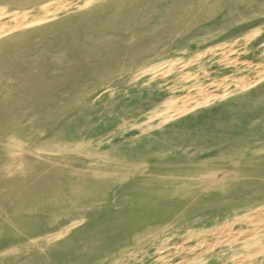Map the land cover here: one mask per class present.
I'll return each instance as SVG.
<instances>
[{"label": "rangeland", "instance_id": "1", "mask_svg": "<svg viewBox=\"0 0 264 264\" xmlns=\"http://www.w3.org/2000/svg\"><path fill=\"white\" fill-rule=\"evenodd\" d=\"M263 82L264 0H0V264L263 260Z\"/></svg>", "mask_w": 264, "mask_h": 264}, {"label": "bare ground", "instance_id": "2", "mask_svg": "<svg viewBox=\"0 0 264 264\" xmlns=\"http://www.w3.org/2000/svg\"><path fill=\"white\" fill-rule=\"evenodd\" d=\"M264 83V82H263ZM262 85V84H261ZM8 138H9V136H8ZM18 139V138H17ZM23 139V138H22ZM15 140V139H14ZM23 142V141H22ZM26 144V143H25ZM23 145V144H22ZM36 149V148H35ZM37 150V149H36ZM17 152H19V151H17ZM41 152V151H40ZM48 153V152H47ZM6 156V155H5ZM18 157H20V156H18ZM8 160H9V158H8ZM23 161V160H22ZM5 162V161H4ZM8 162V161H7ZM6 163V162H5ZM19 164H21V163H19ZM23 165V164H22ZM21 165V166H22ZM1 166V165H0ZM4 166V165H3ZM16 166V165H15ZM14 166V167H15ZM18 166V165H17ZM21 166H19V167H21ZM155 166V165H154ZM170 166V165H169ZM5 167H7V166H5ZM4 167V168H5ZM18 167V168H19ZM13 168V167H12ZM159 168H161V167H159ZM164 168V167H163ZM22 169V168H21ZM123 169V168H122ZM125 170H126V168H124ZM145 169V168H144ZM165 169V168H164ZM8 170V169H7ZM10 170H12V169H10ZM17 170V169H16ZM124 170V171H125ZM128 170V169H127ZM126 170V171H127ZM132 170V169H131ZM5 170L3 169V172H4ZM13 171V170H12ZM24 171V170H23ZM120 171V170H119ZM129 171V170H128ZM136 171V170H135ZM131 172H133V171H131ZM9 173V172H8ZM13 173V172H12ZM143 173V172H142ZM169 173V172H168ZM7 175V174H6ZM8 175H10V174H8ZM126 175V174H125ZM166 176V175H165ZM91 177V176H90ZM93 178V177H92ZM82 179V178H81ZM86 179V178H85ZM93 180V179H92ZM101 180V179H100ZM99 180V181H100ZM103 180V179H102ZM101 180V181H102ZM86 181V180H85ZM95 181H96V179H95ZM95 181H94V183H92V185L93 184H95ZM104 183H105V180L103 181ZM96 183H98V181L96 182ZM82 184V183H81ZM106 184V183H105ZM80 185V184H79ZM98 185V184H97ZM176 185H178V184H176ZM82 187L84 186V185H81ZM96 186V185H95ZM80 187V186H79ZM184 188V187H183ZM84 190H86V189H84ZM81 192H82V190H81ZM86 192V191H85ZM83 193V192H82ZM83 196H86V193H85V195H84V193H83ZM127 196V195H126ZM125 196V197H126ZM80 197H82V195L80 196ZM115 197V196H114ZM107 198V197H106ZM73 199H75V198H73ZM232 199V198H231ZM85 199H83V201H84ZM92 200V199H91ZM90 200V201H91ZM108 200V199H107ZM234 201V200H233ZM242 201V200H241ZM255 201V200H254ZM79 202V201H78ZM116 202V201H115ZM237 202H239V201H237ZM243 202V201H242ZM92 203V202H91ZM234 203V202H233ZM85 204V203H84ZM88 204H90V203H88ZM254 204V203H253ZM108 205V204H107ZM116 205V204H115ZM253 208H256V207H253ZM262 212H264V203H261V204H259L258 206H257V208L256 209H254V211L253 212H244V213H241L240 215L235 211V210H233L232 211V214H231V217L233 218L232 219V221L234 222V221H240L241 219H244V220H250V219H252V221L253 222H255V223H257L256 225H254V227L252 228V232H251V234H250V238L251 239H260L261 237H264V219H262V218H255V216H257V215H259V213H262ZM209 215H211V213H209ZM218 216H220V215H218ZM207 218V217H206ZM255 218V219H254ZM200 219V218H199ZM208 219V218H207ZM226 220V219H225ZM231 221V222H232ZM230 221H228L227 223H229ZM249 223V222H248ZM251 224V223H250ZM186 225V224H185ZM184 225V226H185ZM200 225V224H199ZM221 225V224H220ZM219 225V226H220ZM222 226V225H221ZM225 227V226H224ZM190 228V227H189ZM219 228V227H218ZM247 228V227H246ZM231 229V228H230ZM195 230H197V229H195ZM232 230V229H231ZM243 230H245V229H243ZM187 231H189L188 230V228H187ZM186 231V232H187ZM191 231H192V229H191ZM190 231V232H191ZM223 231H225V230H222V232ZM237 230H235L234 232H236ZM208 232V231H207ZM231 232V231H230ZM242 232V231H241ZM193 233V232H192ZM197 233V232H196ZM201 233V232H200ZM217 233V232H216ZM247 233H250V232H247ZM225 234V233H224ZM234 234V233H233ZM241 234H243V232L241 233ZM246 234V233H245ZM221 235V234H220ZM231 237V236H230ZM188 238V237H187ZM234 238V237H233ZM236 238H234L233 240H235ZM221 240V239H220ZM202 241H204V240H202ZM206 241V240H205ZM195 242H197V241H195ZM211 242V241H210ZM209 242V243H210ZM217 242H219V241H217ZM227 243V242H226ZM183 244V243H182ZM192 244V243H191ZM261 244V243H260ZM202 245H203V243H202ZM186 246V245H185ZM209 246V245H208ZM238 246V245H237ZM245 246V245H244ZM248 246H250V245H248ZM184 247V246H183ZM182 247V248H183ZM195 247V246H194ZM177 248V247H176ZM208 249V248H207ZM248 250V249H247ZM200 251V250H199ZM202 251V250H201ZM260 251V250H259ZM190 252V251H189ZM247 252V251H246ZM249 252H252V251H249ZM182 254V253H181ZM185 254V253H184ZM256 254V253H255ZM238 255H240V254H238ZM242 256V258L241 259H239V263L240 264H264V259L263 260H250V254L249 253H245V255H241ZM240 258V257H239ZM181 259H183V258H181ZM190 260V259H189ZM229 264V263H228ZM231 264V263H230ZM235 264V263H234Z\"/></svg>", "mask_w": 264, "mask_h": 264}]
</instances>
